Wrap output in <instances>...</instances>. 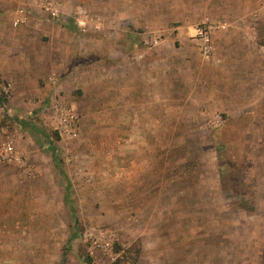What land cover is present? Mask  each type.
Wrapping results in <instances>:
<instances>
[{"label":"rangeland","instance_id":"rangeland-1","mask_svg":"<svg viewBox=\"0 0 264 264\" xmlns=\"http://www.w3.org/2000/svg\"><path fill=\"white\" fill-rule=\"evenodd\" d=\"M31 4L0 0V145L13 136L26 162L0 161V264H264V0H68L104 32ZM58 102L77 137L56 129ZM91 225L116 231V259L90 251Z\"/></svg>","mask_w":264,"mask_h":264},{"label":"built area","instance_id":"built-area-1","mask_svg":"<svg viewBox=\"0 0 264 264\" xmlns=\"http://www.w3.org/2000/svg\"><path fill=\"white\" fill-rule=\"evenodd\" d=\"M32 7L50 17L69 18L72 16L75 23L86 29L101 32L106 29V17L96 11H92L87 6L76 4L73 10L69 11L68 0H32ZM71 13V14H70ZM26 19V14H19L14 24L17 25ZM215 25L204 23L196 27L194 36L200 43L201 49L207 56L213 49L212 35ZM56 80V73L49 76V81ZM9 88H5L8 93ZM53 119L58 132L71 138L77 137L79 130V117L74 107L62 102L53 104ZM0 161L2 163L25 166L26 162L16 147L13 136L7 135L0 145ZM116 231L110 227L91 225L84 231V240L88 244L91 252H100L107 259H116L115 250Z\"/></svg>","mask_w":264,"mask_h":264},{"label":"crops","instance_id":"crops-1","mask_svg":"<svg viewBox=\"0 0 264 264\" xmlns=\"http://www.w3.org/2000/svg\"><path fill=\"white\" fill-rule=\"evenodd\" d=\"M2 16H3V14H2ZM30 22L37 23V21H33L31 19H30ZM18 31L20 32V37H19L18 41L15 43V45H13V46L15 48H17V52L21 53V55L22 54L27 55L29 53V51L27 52V48H26L27 45L26 44L29 41L30 33H32L33 30H32V28L30 29L29 26H25V27H21V29H19ZM104 31L105 30H103L101 32H104ZM3 33H4V29H0V37H2ZM76 48H78V46H76ZM4 49H5V51H7L8 48H4V45H1V41H0V58L4 54ZM129 54L124 53L125 58L127 60H129V63L131 65L136 67L135 69L131 70L133 73L130 75V77H131L130 79H132V78L134 79V85H133L134 89L142 90V88L145 87V83H146V79H147L146 78L147 67H146V60H145L146 56H144V53L142 54L141 52H138L136 55L137 60L135 62V61H132V59L130 60V58L128 57ZM134 62H135V64H134ZM17 63H19V61ZM152 79L153 78H151V80ZM155 79H158V77L156 76ZM159 79H161V77ZM126 95L128 96V93ZM129 96H131V95H129Z\"/></svg>","mask_w":264,"mask_h":264},{"label":"trees","instance_id":"trees-1","mask_svg":"<svg viewBox=\"0 0 264 264\" xmlns=\"http://www.w3.org/2000/svg\"><path fill=\"white\" fill-rule=\"evenodd\" d=\"M3 103H4V99L0 97V104H3ZM53 153H54V159L56 161L57 168L59 169V172L62 173L63 169L60 164V158L58 157V154L55 148H54Z\"/></svg>","mask_w":264,"mask_h":264}]
</instances>
